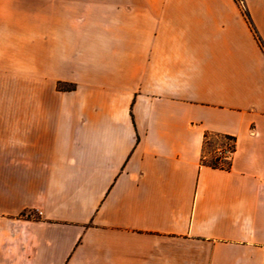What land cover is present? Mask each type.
Returning <instances> with one entry per match:
<instances>
[{
	"label": "crops",
	"instance_id": "crops-1",
	"mask_svg": "<svg viewBox=\"0 0 264 264\" xmlns=\"http://www.w3.org/2000/svg\"><path fill=\"white\" fill-rule=\"evenodd\" d=\"M0 264H264V0H0Z\"/></svg>",
	"mask_w": 264,
	"mask_h": 264
},
{
	"label": "built area",
	"instance_id": "built-area-1",
	"mask_svg": "<svg viewBox=\"0 0 264 264\" xmlns=\"http://www.w3.org/2000/svg\"><path fill=\"white\" fill-rule=\"evenodd\" d=\"M223 137V138H222ZM236 148V139L233 136H215L213 147L208 154L203 155V160L208 161L211 156L218 161L219 166L227 167Z\"/></svg>",
	"mask_w": 264,
	"mask_h": 264
},
{
	"label": "trees",
	"instance_id": "trees-1",
	"mask_svg": "<svg viewBox=\"0 0 264 264\" xmlns=\"http://www.w3.org/2000/svg\"><path fill=\"white\" fill-rule=\"evenodd\" d=\"M215 136H222V135H214L211 133H206L205 134V139H204V143H203V155L205 154V151L209 152L211 151L212 147H213V138ZM230 137L231 135H225ZM223 138V137H222ZM209 165L213 166V167H219L218 161L213 158V156L210 157V159L208 161H206Z\"/></svg>",
	"mask_w": 264,
	"mask_h": 264
},
{
	"label": "rangeland",
	"instance_id": "rangeland-1",
	"mask_svg": "<svg viewBox=\"0 0 264 264\" xmlns=\"http://www.w3.org/2000/svg\"><path fill=\"white\" fill-rule=\"evenodd\" d=\"M250 22H251V21H250ZM205 153L208 154V151H207V152L205 151Z\"/></svg>",
	"mask_w": 264,
	"mask_h": 264
}]
</instances>
